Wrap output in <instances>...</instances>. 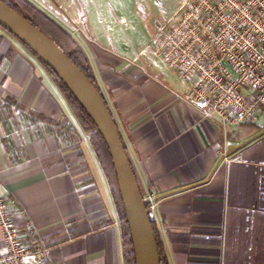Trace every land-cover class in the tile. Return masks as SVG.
Masks as SVG:
<instances>
[{"label": "crops", "instance_id": "obj_1", "mask_svg": "<svg viewBox=\"0 0 264 264\" xmlns=\"http://www.w3.org/2000/svg\"><path fill=\"white\" fill-rule=\"evenodd\" d=\"M86 54L136 172L166 264H264V125L224 127L157 69L129 17L99 0H28ZM141 22V21H140ZM264 115V114H263ZM18 156H17V155ZM0 197L54 264H125L121 223L55 79L0 27Z\"/></svg>", "mask_w": 264, "mask_h": 264}, {"label": "built area", "instance_id": "obj_2", "mask_svg": "<svg viewBox=\"0 0 264 264\" xmlns=\"http://www.w3.org/2000/svg\"><path fill=\"white\" fill-rule=\"evenodd\" d=\"M154 29L142 56L191 86L195 110L224 127L251 124L264 114V0H185ZM0 264H54L34 229L17 227L2 197Z\"/></svg>", "mask_w": 264, "mask_h": 264}, {"label": "water", "instance_id": "obj_3", "mask_svg": "<svg viewBox=\"0 0 264 264\" xmlns=\"http://www.w3.org/2000/svg\"><path fill=\"white\" fill-rule=\"evenodd\" d=\"M0 27L29 49L68 88L104 139L118 179L135 264H161L147 204L131 168L119 130L101 93L46 35L0 1Z\"/></svg>", "mask_w": 264, "mask_h": 264}, {"label": "trees", "instance_id": "obj_4", "mask_svg": "<svg viewBox=\"0 0 264 264\" xmlns=\"http://www.w3.org/2000/svg\"><path fill=\"white\" fill-rule=\"evenodd\" d=\"M0 1L3 2L8 8L16 12L23 19H25L27 22H29L32 26L37 28L40 32L46 35L49 39H51L67 55V57L73 62V64L77 68H79V70L87 77L90 83L101 93L98 87L94 72L89 64L86 54L84 53L82 48L79 46V44L75 41V39L69 33H67L54 20L48 17L43 11L38 9L28 0H0ZM46 69L55 79L56 83L59 85V88L66 96L78 120V123L81 129L83 130V132L85 133V135L88 137L90 141V144L95 152V155L98 159L100 167L107 179V182H108V185L111 191V195L114 201V205L117 210V214H118V217L121 223L122 243H123L125 264H135V255H134V249H133V244H132V238H131L130 230L127 224L126 214H125L124 206H123L120 192H119L118 179H117V175L114 169V165H113V161H112L109 149L104 139L100 135L97 127L93 123V121L89 118L87 113L80 107L77 101L73 98L68 88L64 85L62 81L58 79V77L50 69H48L47 67ZM131 168L136 176L141 194L144 198V193L140 187L138 177L136 175V172L132 164H131ZM149 214H150V211H149ZM153 229H154L155 236L157 239L161 264H166L164 261V257H163V246L160 243L159 238L157 237L154 226H153Z\"/></svg>", "mask_w": 264, "mask_h": 264}, {"label": "rangeland", "instance_id": "obj_5", "mask_svg": "<svg viewBox=\"0 0 264 264\" xmlns=\"http://www.w3.org/2000/svg\"><path fill=\"white\" fill-rule=\"evenodd\" d=\"M100 8L104 11L114 9L123 15L138 13L145 15V19L135 20L129 17L127 23L131 24L130 35L134 38L136 45H144L153 42L155 37L154 24L157 20H166L185 5V0H99ZM141 21V22H140ZM157 69H168L159 64ZM170 72H173L172 70ZM257 125H264V115L257 119Z\"/></svg>", "mask_w": 264, "mask_h": 264}]
</instances>
